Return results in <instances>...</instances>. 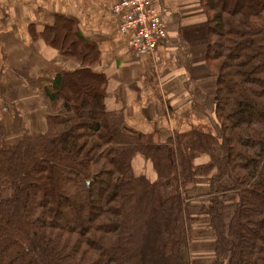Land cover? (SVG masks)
Here are the masks:
<instances>
[{
	"label": "trees",
	"instance_id": "16d2710c",
	"mask_svg": "<svg viewBox=\"0 0 264 264\" xmlns=\"http://www.w3.org/2000/svg\"><path fill=\"white\" fill-rule=\"evenodd\" d=\"M201 5L215 132L175 131L165 141L127 130L108 107L101 51L73 19L45 26L41 38L80 68L46 87L45 132L3 149L0 125V180L14 191L0 201V264H201L192 246L204 220L192 209L207 202L213 264H264V0ZM137 156L158 180L136 174ZM200 173L210 177L206 194L193 192ZM159 180L177 189L164 196Z\"/></svg>",
	"mask_w": 264,
	"mask_h": 264
},
{
	"label": "crops",
	"instance_id": "0c3cea01",
	"mask_svg": "<svg viewBox=\"0 0 264 264\" xmlns=\"http://www.w3.org/2000/svg\"><path fill=\"white\" fill-rule=\"evenodd\" d=\"M115 2L0 0L3 149H10L26 133L47 130V116L53 110L46 87L57 72L80 68L41 38L45 26L52 25L57 16L73 19L80 32L98 45L101 55L96 69L108 77L106 103L124 114L127 130L156 132L162 141L175 131L215 132L217 77L206 64V15L201 0H154L162 11L167 38L155 51L140 57L132 51L131 34L120 31L119 17L112 10ZM202 162L196 159L200 171ZM134 170L158 180L152 164L142 156L135 158ZM159 183L164 196L177 189L176 181L171 185L164 180ZM209 184L210 177L200 173L193 192L206 194ZM13 194V189L0 180V201ZM236 201L232 194L226 203L232 207ZM208 206V202L197 203L192 211L201 215ZM206 219L195 228L192 249L199 244L211 246L214 252L215 235Z\"/></svg>",
	"mask_w": 264,
	"mask_h": 264
},
{
	"label": "built area",
	"instance_id": "2783aa9c",
	"mask_svg": "<svg viewBox=\"0 0 264 264\" xmlns=\"http://www.w3.org/2000/svg\"><path fill=\"white\" fill-rule=\"evenodd\" d=\"M112 10L119 17L120 31L131 34V48L136 56L155 51L167 38L162 11L154 0H116Z\"/></svg>",
	"mask_w": 264,
	"mask_h": 264
},
{
	"label": "rangeland",
	"instance_id": "374dc122",
	"mask_svg": "<svg viewBox=\"0 0 264 264\" xmlns=\"http://www.w3.org/2000/svg\"><path fill=\"white\" fill-rule=\"evenodd\" d=\"M204 218L205 217H201V219H204ZM192 256L194 258H198L201 264H213V262L215 261V253L212 252L211 246H199V244H197V246L193 248ZM224 263H227V261H225Z\"/></svg>",
	"mask_w": 264,
	"mask_h": 264
}]
</instances>
